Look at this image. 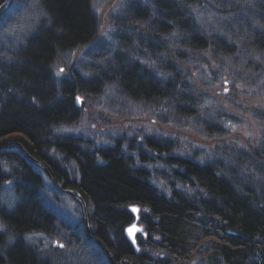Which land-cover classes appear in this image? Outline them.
<instances>
[{
	"label": "trees",
	"instance_id": "16d2710c",
	"mask_svg": "<svg viewBox=\"0 0 264 264\" xmlns=\"http://www.w3.org/2000/svg\"><path fill=\"white\" fill-rule=\"evenodd\" d=\"M249 1H164L157 7L156 26L155 21L146 31L152 35L145 36L146 48L141 49L144 35H137L140 46L134 49L130 36L122 31L111 47L100 43L107 48L100 49L103 69L97 71L98 81L104 79L117 86L135 101L153 104V109H159L162 115L174 109L177 116L179 101L189 100L193 88L189 75H181L179 67H186L203 52L219 62L230 61L231 68L239 69L243 82L256 85L255 92H264V0ZM193 7L201 8L204 17L213 16L218 21L217 29L207 23L200 25ZM48 11L46 26L50 23L51 29L43 31L39 36L42 39H36L32 48L28 43L20 52L24 68L15 65L6 69V65L4 74L0 72V264H79L67 260L58 248L37 253L22 243L26 235L41 229L47 233V224L53 225L54 219L38 193L41 179L32 170L33 163L17 152L20 149L39 162L55 184L72 189L83 199L90 234L109 250L113 264L123 260L131 264H264V118L258 114L262 127L249 149H236L227 154L225 161L199 164L168 157L163 161L170 173L160 178L138 169L117 150L103 152L104 163L99 164L87 153H79L82 142L70 137L57 139L52 134L74 111L75 92L63 85L65 98L56 102L52 82L57 79L48 74L64 52L90 42L93 18L88 13L87 0H49ZM4 13L6 10H0V17ZM146 49L160 54L155 57V70L139 62L146 57ZM76 88L78 93L83 90L80 85ZM50 101L53 104L49 105ZM183 108L185 114L190 110L186 105ZM201 127L207 135L223 136L218 124L205 120ZM147 145L152 153L167 151L171 145L175 150L171 143L159 144L162 147L152 142ZM51 150L55 157L62 155L74 161L78 182L69 180L61 167L64 159L50 157ZM156 155L149 157L158 164L160 157ZM158 180L167 185L168 197L153 185ZM11 181L16 201L14 205L9 202L12 207L8 208L1 194ZM24 181L35 185L37 192L24 190ZM132 205L139 207L140 223L147 235L138 240L139 252L124 236L125 225L134 219L128 210ZM83 237L98 245L85 230ZM10 240L14 246H10ZM100 253L101 259L88 264H112L104 251Z\"/></svg>",
	"mask_w": 264,
	"mask_h": 264
},
{
	"label": "rangeland",
	"instance_id": "374dc122",
	"mask_svg": "<svg viewBox=\"0 0 264 264\" xmlns=\"http://www.w3.org/2000/svg\"><path fill=\"white\" fill-rule=\"evenodd\" d=\"M164 1L167 0H87V10L94 23L93 37L87 44L71 48L68 53L64 52L54 68L48 69L49 78L57 79L52 82L55 87L52 89L56 96L55 101L65 98L62 87L66 84L75 92L72 98L75 113L80 111V117L78 115L64 119L62 126L53 129L55 132L52 134H55L57 139L70 137L83 142L82 146L79 145V153H87L99 164H103L104 161L98 150L115 148L117 139L123 141L122 156H128L136 167L150 171L155 178L158 176L160 178V172L165 175L170 173L164 161L170 155L173 156L172 154L199 164H207L215 159L225 161V157L229 158L227 154L236 149L248 150L258 138L262 127L258 114L264 118V92H255L253 89H257L256 85L252 87L243 82L239 69L231 68L230 61L219 62L208 53L200 52L197 59L188 62L186 67L180 65L178 70L181 75L186 73L189 75L188 80L193 86L189 95L196 102L194 104L196 111L187 120H181L180 115L176 116L174 109L172 113L166 112V115H162L159 109H153V104L135 101L122 93L117 86L103 82L104 79L98 81L97 71L103 69L99 56L101 51L107 48L99 46L100 43H108L111 47L114 39L120 37L119 31H122L130 36L129 43L135 44L132 45L134 49L140 46L137 35H144L145 41L141 49L146 48L145 36L152 37L146 31L155 21L156 26L159 20L157 7L161 3L164 4ZM4 5L6 13L0 17V69L5 70L6 65V69L8 66L13 69L15 65L24 68L25 63L19 60L21 50L28 43V47L32 48L31 45L42 39L39 37L42 32L51 29L50 23L46 26V21L49 20V0H3L0 10ZM193 8L194 14L200 17L198 19L200 25L207 23L210 28L217 29L218 21L214 20L213 16L204 17L201 8ZM143 11L149 13L145 14ZM148 39L147 43H150L151 38ZM153 43L160 41L154 40ZM91 50L94 52L91 53ZM147 50L143 55L148 58L142 57L139 62L142 65L153 66L155 70L158 68L155 57L159 58L160 54L158 52L156 55L152 52L151 54ZM12 69H9V72H14ZM60 69H63V72ZM9 79L6 78L8 81ZM77 85L83 88L79 89L81 91L79 93L76 90ZM48 89H51V86ZM77 97L80 98L79 101ZM200 97L204 100H200ZM49 103L53 104L51 101ZM205 120L221 126L223 136L207 135V130L201 127ZM151 136L159 143L175 141L173 146L175 150H171V145L167 151L152 153L146 144V139H152ZM17 152L21 157L24 154L32 161L22 149ZM54 154V151H49L50 157L54 158ZM154 154L160 157L158 164L152 159ZM55 158L59 161L64 159L65 164L61 167L67 171L70 181L78 182L76 170L78 167L74 161L69 162L62 155ZM31 167L41 179L42 186H39L38 193L51 209L54 224L52 226L47 224V233L41 229L40 232L26 235L22 243L37 253L45 252L50 247L58 248L64 251L63 255L67 260L79 264L82 262L88 264L89 260L97 259L100 249L98 245L91 244L83 237L84 230L88 229L90 233V226L83 220L80 202L77 203L68 192L72 189H66L59 183L55 184L40 167L34 164ZM4 173L5 170H2V174ZM6 185L9 186L1 190V199L10 208L16 201L13 191L15 186L12 181ZM153 185L159 193L168 197V188L164 181L158 180ZM68 233H75V236L71 238ZM10 242V246H14V241ZM56 243L63 247L59 248Z\"/></svg>",
	"mask_w": 264,
	"mask_h": 264
},
{
	"label": "bare ground",
	"instance_id": "6f19581e",
	"mask_svg": "<svg viewBox=\"0 0 264 264\" xmlns=\"http://www.w3.org/2000/svg\"><path fill=\"white\" fill-rule=\"evenodd\" d=\"M0 72L1 73H3L4 74V70L3 69H1L0 70ZM5 75L7 76L8 74L7 73H5ZM9 78V77H8ZM11 81V80H10ZM188 98H189V100H187V101H184L183 99L181 100V101H179L180 102V104L179 105H177V109H179L178 111L180 112V116H181V120H187V119H189L190 117H192L193 115H194V113H195V111H196V107L194 106V104L196 103L195 102V99L191 96V95H189L188 94ZM203 99V97H200V100H202ZM204 100V99H203ZM202 100V101H203ZM190 104V105H189ZM79 105V104H78ZM187 106L188 107V109H190V110H187L188 111V113L187 114H185L184 113V108H183V106ZM160 106V105H159ZM182 110V111H181ZM80 112V111H79ZM75 113V111H72V113H71V115H69L68 117H66L65 119H68V118H71V117H73V116H76V117H78V115H79V117H80V113ZM181 120H179L180 122H181ZM60 122H62V121H60ZM54 123H57V121L56 122H54ZM59 125H60V123H59ZM118 137H121V135L119 136L118 135ZM151 138H152V140L149 138L148 140L149 141H147V144L149 143V142H152V143H155L157 146H159V147H162V146H160L159 144H168V143H171V144H174L175 143V141L173 142V141H171V142H162V143H159V142H157V140H156V138L155 137H153V136H151ZM151 140V141H150ZM78 142H81V141H79V140H77ZM115 141V140H114ZM116 142V147L115 148H112V149H108V150H106V149H102V150H98L97 152H98V154L100 155V156H102L104 153H106V151H109V150H111L112 152L113 151H115V150H117L119 153H121V154H123V150H122V143H123V141H119L118 139H117V141H115ZM83 143V142H82ZM121 143V144H120ZM78 149H79V146H78ZM104 152V153H103ZM173 156H169V157H174V158H178V156L177 155H175V154H172ZM125 157H128V156H125ZM139 169V168H138ZM141 169V168H140ZM161 174H162V172H160ZM22 186H23V188H24V190H28V191H33V192H37V188H36V186L35 185H33V184H30V183H28V182H26V181H24V182H22V184H21ZM64 187V186H63ZM131 213L133 214V216H136L137 214H136V212H134V211H131ZM131 214V215H132ZM130 224H127V225H125V227H124V230L125 229H127L128 228V226L129 225H135V223H137L138 224V221H136L135 220V218L134 219H132L130 222H129ZM50 226H52V224H50ZM135 252H136V250H135ZM127 261V260H126ZM88 262H90V263H93L94 261H88ZM128 262V264H131L129 261H127Z\"/></svg>",
	"mask_w": 264,
	"mask_h": 264
},
{
	"label": "water",
	"instance_id": "95a60500",
	"mask_svg": "<svg viewBox=\"0 0 264 264\" xmlns=\"http://www.w3.org/2000/svg\"><path fill=\"white\" fill-rule=\"evenodd\" d=\"M9 2V1H8ZM8 2L6 3V5L8 4ZM6 5H4L3 7L1 8H5ZM133 209L135 208H131L130 210L133 211ZM136 212V211H134ZM132 228H129V230H131ZM131 233V234H130ZM135 233V230H131V231H128V238L130 239V241L133 243V234ZM110 260L112 259L111 256H109ZM126 264H128V262H125Z\"/></svg>",
	"mask_w": 264,
	"mask_h": 264
},
{
	"label": "snow or ice",
	"instance_id": "6c2138e0",
	"mask_svg": "<svg viewBox=\"0 0 264 264\" xmlns=\"http://www.w3.org/2000/svg\"><path fill=\"white\" fill-rule=\"evenodd\" d=\"M61 72H63V69H60ZM79 97H77V101H79ZM133 211H136V209H133ZM131 234V233H130ZM133 243H135V240H133ZM59 247H63V245H59Z\"/></svg>",
	"mask_w": 264,
	"mask_h": 264
}]
</instances>
